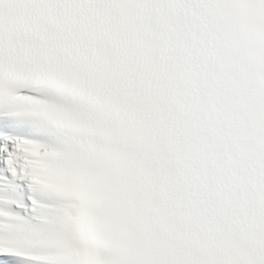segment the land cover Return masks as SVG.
<instances>
[{
  "label": "snow or ice",
  "instance_id": "1",
  "mask_svg": "<svg viewBox=\"0 0 264 264\" xmlns=\"http://www.w3.org/2000/svg\"><path fill=\"white\" fill-rule=\"evenodd\" d=\"M0 264H264V0H0Z\"/></svg>",
  "mask_w": 264,
  "mask_h": 264
}]
</instances>
